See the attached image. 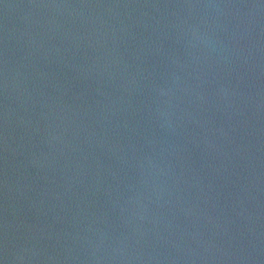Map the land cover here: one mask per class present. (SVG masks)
<instances>
[{"label": "water", "instance_id": "obj_1", "mask_svg": "<svg viewBox=\"0 0 264 264\" xmlns=\"http://www.w3.org/2000/svg\"><path fill=\"white\" fill-rule=\"evenodd\" d=\"M0 264H264V0H0Z\"/></svg>", "mask_w": 264, "mask_h": 264}]
</instances>
